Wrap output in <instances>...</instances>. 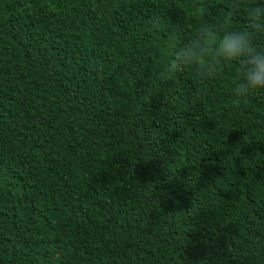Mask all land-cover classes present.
I'll list each match as a JSON object with an SVG mask.
<instances>
[{"label":"trees","instance_id":"16d2710c","mask_svg":"<svg viewBox=\"0 0 264 264\" xmlns=\"http://www.w3.org/2000/svg\"><path fill=\"white\" fill-rule=\"evenodd\" d=\"M194 2L0 0V264H264V90L157 79Z\"/></svg>","mask_w":264,"mask_h":264},{"label":"clouds","instance_id":"9594fccd","mask_svg":"<svg viewBox=\"0 0 264 264\" xmlns=\"http://www.w3.org/2000/svg\"><path fill=\"white\" fill-rule=\"evenodd\" d=\"M213 7L210 0H195L190 6L199 23L187 38L170 36V55L157 79L189 71L199 85L192 94L198 99L206 94L204 85L232 69L231 105L239 107L244 99L264 90V0H224L223 11L214 21H207ZM241 12L246 23L236 28L233 19Z\"/></svg>","mask_w":264,"mask_h":264}]
</instances>
